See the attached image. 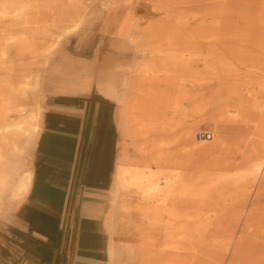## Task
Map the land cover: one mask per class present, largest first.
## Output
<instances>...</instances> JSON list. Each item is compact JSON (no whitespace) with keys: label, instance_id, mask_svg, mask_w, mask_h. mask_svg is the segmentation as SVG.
<instances>
[{"label":"rangeland","instance_id":"1","mask_svg":"<svg viewBox=\"0 0 264 264\" xmlns=\"http://www.w3.org/2000/svg\"><path fill=\"white\" fill-rule=\"evenodd\" d=\"M124 89L142 114L102 195V264H264V0H0V231L50 99L89 95L92 124L98 90Z\"/></svg>","mask_w":264,"mask_h":264},{"label":"crops","instance_id":"2","mask_svg":"<svg viewBox=\"0 0 264 264\" xmlns=\"http://www.w3.org/2000/svg\"><path fill=\"white\" fill-rule=\"evenodd\" d=\"M112 91L107 96L98 90L92 124L89 95L54 96L47 103L32 156V184L24 201L2 220L0 264L103 263L99 249L105 248L107 236L100 230L105 225L100 221L105 208L102 195L133 144L129 132L142 114L143 98L135 90H120L118 95ZM90 191L100 195L97 213L74 215V209L82 208L80 195ZM74 226L79 227L83 247L77 254L71 251L77 239ZM84 236L99 244L93 250L84 248Z\"/></svg>","mask_w":264,"mask_h":264},{"label":"bare ground","instance_id":"3","mask_svg":"<svg viewBox=\"0 0 264 264\" xmlns=\"http://www.w3.org/2000/svg\"><path fill=\"white\" fill-rule=\"evenodd\" d=\"M205 134H206V135H205ZM210 137H211V135H210V134L208 135V134H207V131H206V133H204L202 139H208V138H210ZM99 161H100V160H99ZM99 161H98V162H99ZM98 168H99V166H98ZM96 169H97V168H96ZM99 169H101V167H100ZM10 202H11V204H12V201H10ZM21 202H22V201H13V203H15V204H17V205H19ZM48 203H49V202H48ZM48 203H47L46 205H48ZM14 206H16V205H14ZM14 206L10 205L9 207H10V208H13ZM12 210H13V209H12ZM17 210H18V209H17ZM82 239L85 241V243H84V248H85V247H86V248H91V247L89 246V242L92 241V240L89 241V237H87V236H86V237L84 236ZM87 244H88V245H87ZM86 245H87V246H86ZM91 249H92V248H91ZM123 257H124V256H123ZM123 257L117 260V264H126V257H129V256H128V254H127V255L125 256L124 261H123ZM230 263H231V262H230ZM230 263H229V264H230Z\"/></svg>","mask_w":264,"mask_h":264},{"label":"built area","instance_id":"4","mask_svg":"<svg viewBox=\"0 0 264 264\" xmlns=\"http://www.w3.org/2000/svg\"><path fill=\"white\" fill-rule=\"evenodd\" d=\"M199 137L201 138V136L199 135Z\"/></svg>","mask_w":264,"mask_h":264}]
</instances>
